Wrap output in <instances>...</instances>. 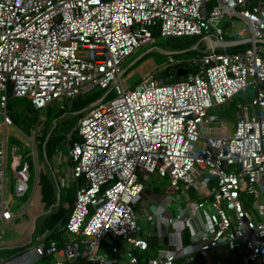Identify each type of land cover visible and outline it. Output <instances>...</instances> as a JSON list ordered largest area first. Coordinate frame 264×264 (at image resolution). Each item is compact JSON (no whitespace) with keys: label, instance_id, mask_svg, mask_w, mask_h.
I'll return each mask as SVG.
<instances>
[{"label":"built area","instance_id":"2783aa9c","mask_svg":"<svg viewBox=\"0 0 264 264\" xmlns=\"http://www.w3.org/2000/svg\"><path fill=\"white\" fill-rule=\"evenodd\" d=\"M224 18L231 23L227 37L220 25ZM234 19L242 25L235 26ZM155 35L252 42L241 50L209 48L192 57L169 56L134 87L88 106L78 119L76 139L72 133L68 137L67 153L57 147L52 156L60 184L70 180L76 185L62 242L46 243L45 230L32 249L39 257L63 258L53 264H174L179 257L187 262L199 257L203 264H264V58L254 42L264 38L262 0H0L3 125L12 123L6 112L9 95L28 99L39 112L55 103L62 112L95 87L110 91L119 81L122 62L153 43ZM171 67L186 73L167 82ZM165 69L167 77H158ZM249 87L254 95L248 104ZM240 93L241 114L228 131L209 111ZM37 129L40 139L32 142V159L35 142L43 149L45 127L40 123ZM12 152L18 160L12 170L19 192L28 186L29 168L15 147ZM6 157L3 128L2 226L13 219L4 200ZM149 177L165 178L168 194L156 210L139 217L134 208ZM202 180L201 197L213 209L206 221L199 212L202 203L188 201L174 215L167 214L169 202L186 197ZM244 195L253 198L259 218L245 208ZM180 224L191 231L187 245L176 232ZM149 240L163 247L143 258L139 254ZM221 246L233 256L230 263L211 259ZM241 250L245 254L236 262Z\"/></svg>","mask_w":264,"mask_h":264},{"label":"rangeland","instance_id":"374dc122","mask_svg":"<svg viewBox=\"0 0 264 264\" xmlns=\"http://www.w3.org/2000/svg\"><path fill=\"white\" fill-rule=\"evenodd\" d=\"M234 24H235V26L239 27L242 25V21H240L238 19H234ZM220 25H221L223 32H224L223 37H227L228 36L227 34L229 33L230 28H231V23H230L229 19L224 18ZM154 38L155 39H154L153 43L147 44L146 46L139 48L134 54L127 57L122 62L121 66H120V71L121 70H125V71L120 75L119 81L116 83V85L112 86V89L110 91L108 90L109 88L101 89L99 87H95V88L91 89L90 91L84 93L81 96L80 100L81 99L87 100V99H91V98H95V97H97V99H98L107 91H108V93L104 99L108 100V99L112 98L113 96L119 94L121 92V88L129 89L131 87H134L143 78L144 75H146L148 72L153 70L156 66H161V65L165 64L168 61L169 56H172L173 58L192 57V56L196 55L197 53H200V52L205 50L204 49V43L200 41L201 40L200 36H189V37H179V38H162L158 35H155ZM258 46L260 48V54L264 58V45L258 44ZM245 47H247V46H245ZM245 47L238 48L237 50H241ZM149 48H152V50L150 52H147V50ZM168 50H186V51L183 52L182 54H178V55L174 56V55H167L165 52H167ZM191 51H192V53H190ZM143 53H144V55L140 59H138L133 65L129 66L130 62H132L135 58H137L139 55H141ZM178 69L179 68L171 67L169 69L170 76L165 78V80L167 82H172V81H176V80L181 79L182 75L177 74ZM253 95H254V92L249 87L247 90V95H246V98H247L246 103H248V104L250 103V100L253 97ZM17 100H20V98H11L9 95L8 102L14 103ZM77 101H75L74 103H76ZM238 102H243L242 93L234 96L226 104H223L220 106H214L209 112L212 114H215V115L217 114V116L220 119L222 117V118H225L226 120H228L226 122V125L231 127L230 130L233 131L234 126H235V121L237 119L236 113H237V111H239V108L237 107ZM51 106H52V108H51ZM51 106H49L51 108L50 112L48 109L42 110L41 112L37 111V118H38L39 123L42 122L39 119V117H41V118L43 117L45 119H52L54 111L58 110V104L55 103ZM72 108H73L72 106L69 107L67 105L66 109L64 111H62V114L60 115V119L58 120V127L56 130V135H58L57 142H58L59 150L64 154L67 153L66 142L68 140V137L70 136L72 131L76 128L78 119L81 118L85 113L84 111L80 112L78 115V116H80L79 118L76 115H75V117L71 116L70 112L73 110ZM6 112H7V110H6ZM47 113H49V114H47ZM7 116H8V113H7ZM3 119H4V116L2 113H0V140L2 139L3 128L5 129V133L8 132L7 138H9L10 136L12 137V133L15 132V130H14L15 127L12 126L13 124L11 122H9V123H11L12 125L11 124H8L5 126L3 125ZM8 119H9V117H8ZM44 125L46 126V124H44ZM69 125H72V127H69ZM36 126H37V124H36ZM36 126H35V128L34 127L32 128L31 133L25 139L21 138L20 137L21 135H18L22 139L24 144H22V143L14 144L15 145L14 147L21 153L22 157L24 158L23 159V160H25L24 162L27 161L30 165V168H29L30 181L28 182V186L25 190L16 192V189H14L15 178H14V172L10 166L11 157H10V152H9V148H11V146H7V157L5 158V166H4V170H5L4 194H5V196H7L9 193H11V194L14 193V195H15V197L13 195V198L15 200L14 204L16 206L10 208L8 211H9V216L11 217V215H12L14 217L13 219L14 220L16 219V221H15V224H12L11 226L6 227L5 228L6 231H13V230H16L19 227H21V226H18V224H22V221L20 219H22L25 216L23 214L22 208L27 201L29 190L31 192L32 185L34 183V176H35L34 170H33L34 166L32 167L31 163H30L32 161V156H30L31 147H32V142H33L34 138H35V140L40 139L37 136L38 135V133H37L38 127H36ZM7 145H8V143H7ZM35 148L37 149V153L39 152V154H40L41 153V146L39 143L35 142ZM23 149L25 151H23ZM28 155L30 156L29 158H28ZM36 155H38V154H36ZM36 158H38V157L36 156ZM36 158H35V160H36ZM51 165L53 166V168L55 167V163L52 160H51ZM45 174L47 176L48 181L50 180L51 182H54V179L49 176L50 171H49V168L47 166L45 167ZM61 174L64 175V171L62 170V168H61ZM200 180H201V178H200ZM144 182L148 186V189L153 191L154 194H157V195L168 194V191L166 189L168 181L165 178L155 179L153 177H149L148 179H145ZM189 192L190 193L194 192L195 195L198 196L199 190L190 189ZM75 194H76V185L73 184L72 181H70V180L67 181L66 186H63L60 188L59 203L65 206L66 211L70 207V205L73 203V201L75 199ZM170 194L173 197H175L174 193H170ZM153 196H155V195H153ZM197 201H199V200L198 199L194 200V198L192 199L193 204H197ZM253 203H254V200L252 198H249V200H247V202H246L247 209H248V212L250 213L251 217L256 218L254 216V214L256 215V211L252 209ZM176 205H177V203L173 202L169 209L174 211V208ZM147 208H148V203L144 202L140 207H139V205L135 206L134 210L138 214L139 217H143L145 215L144 214L145 211H149ZM89 209L91 210L90 207H89ZM201 210L208 213V214L212 212L213 209L211 207L209 199L203 204V207L201 208ZM1 219L2 218H0V225L2 223H4V221ZM13 219H11V221ZM140 221H144V219H140ZM58 229L60 230V228H58ZM62 234L64 235L63 231H62Z\"/></svg>","mask_w":264,"mask_h":264},{"label":"crops","instance_id":"0c3cea01","mask_svg":"<svg viewBox=\"0 0 264 264\" xmlns=\"http://www.w3.org/2000/svg\"><path fill=\"white\" fill-rule=\"evenodd\" d=\"M74 104L75 103L73 102L72 107L74 106ZM47 109L50 112V109L51 108L49 107ZM252 112H253V109L249 110V113L250 114H252ZM47 114H49V113H47ZM240 114H241V112L240 111H237V113H236L237 118H238V116ZM35 115H36V117H35V123L31 127L30 132L28 134L24 133L20 128H18L14 124L12 125V126L15 127L14 130H15L16 133L13 132L12 133V137L11 136L9 137L10 139L7 138L8 132L5 133L6 139H7V143H8L7 146H11V148H12V146L13 147L15 146L14 144H20V143L24 144L21 138H24L25 139L31 133L32 128L33 127L35 128L36 124H37L36 127H39V124L40 123H39L38 118H37V112H36ZM59 119L55 120L54 122L58 123V120ZM221 119L224 121V124L226 126L225 128L228 131H231L230 130L231 127H229V126L226 125V122L228 120H226L225 118H222V117H221ZM47 121H48V119H45L43 122H41V125L43 127L45 126L44 124H46V126H45V133L48 131V128L50 127V125H47ZM236 121H237V119H236ZM236 121H235V123H236ZM51 127H52V125H51ZM56 130L57 129H55L53 131V134L58 137V135H56ZM45 133H44V136H45ZM49 133H50V131H49ZM18 135H21L20 136L21 138ZM41 140H42V143H43V146H44V144L46 143L47 137L44 138V139H41ZM56 141H57V139H56ZM66 145H67V148H68V146L70 145V140L69 139L67 140ZM57 147L59 148L58 142H57V145H56L55 149ZM11 148H9V152H10V157H11L10 166H11V169H12L13 166L14 167L17 166V161L18 160H17V158L15 156L16 155L15 154L16 152L15 153L12 152V154H11ZM24 149H23V151H25ZM55 149H54V151H55ZM42 150L43 149H41V153L39 154V152L37 153V149H36V154H38L37 155L38 158H36V160L35 159H32V161L30 162L31 163V166L32 167L34 166L33 167V170H34V175L35 176H34V183L32 185L31 192L29 190V194H28V197H27V201H26L25 205L22 208L23 214L25 216L22 219H20L22 221V224H18V226H21V227H19L16 230H13V231H6L5 230L6 227H9L12 224H15L16 219L15 220L13 219L9 224H7L5 226H2L3 223L0 225V226H2V232H3V233H1L2 235L0 237V264H53L56 259H60V260L63 259L59 254L58 255L57 254L56 255H51V256H48V257H39L34 252V250L32 249V245L35 242V238H36V236L38 234L34 237L33 243L30 244V245H27L25 247V245L27 243H29L30 240H31L29 238V236L25 237L24 235H25V231L29 227L27 225V220L29 218L28 208H29V206L32 203L31 201H32L34 195L36 194V189H37L38 173H37V169L36 168H37V165H39L42 162H44L43 157H42ZM19 154H21V153L19 152ZM52 156H53V154H52ZM52 156H51V160H52ZM29 157L30 156H28V158ZM51 160H50V162H51ZM27 164H28V168H30V165H29L28 162H27ZM64 164H66V162ZM48 168H49V171H50L49 176L54 179V182H52V184H53L54 189H55V192H56V201L51 206L52 208H54V207H56L57 205L60 204L59 203V199H60V188L63 187V185L60 184L59 180L57 179V176L53 172V169H54L53 166L50 165V167H48ZM29 174H30V171H29ZM153 178L159 179V178H156V177H153ZM29 181H30V177H29ZM204 181L205 180L199 181L196 188L195 187L190 188V189H193V190H199L198 196H196L194 192L193 193H190L189 192L190 189H189L188 192H187L188 195L186 197L185 196H182L179 199H176V200L171 201V203L169 202L168 209H167L168 210L167 211V214L174 215L177 212V209L184 207L187 204L188 201H190V203H193L192 202V199L194 198V200L195 199H198L199 200V201H197V203H202V206L199 207V212L201 213L202 219L204 221H206L207 216L210 213L208 214V213H206V212H204V211L201 210V208L203 207V204L208 200V199H202V197H201V196H203L202 193H203L204 187H205V184H203ZM13 195H14V193H12V194L9 193L7 196H5V194H4V200H6V201L8 200L9 201V204L11 205V208L16 206L14 204L15 203V200L13 198ZM153 195H155V196H153ZM163 196H164V194H162V195L154 194L153 191L149 190L148 189V186L146 185V187H145V189H144V191L142 193V196H141V201H140V203L138 205L140 207L144 202L148 203V208L147 209L149 211H145V214L146 213H151L152 210H156L158 208L159 201L162 199ZM14 197H15V195H14ZM249 198H251V197H249L248 195H246V196L244 195L243 196V204H244V206H245L246 209H247L246 202H247V200H249ZM173 202H176L177 203V205L174 208V211L171 210V209H169L170 206H171V204ZM61 206L63 208H65L64 205L61 204ZM51 207H49V209ZM66 214H67V212H66ZM254 216L256 218H259L257 216V213H256V215L254 214ZM1 220H3V219H1ZM168 229L171 230V231L174 230V228L170 224L168 225ZM175 229H176L177 234H179V239H180L181 244L182 245H187L189 243V241H190L189 240V236H190V233H191L189 227L186 224H180V225L176 226ZM46 230H48V229H46ZM62 231H63V228H60V231H59V235L58 236H55V237H52V238L47 237L46 243L50 239H54V240L58 241L59 243H61L62 242V236H63ZM154 231H155V228H153V227H151V229L149 230V232H154ZM42 233H39V235L42 234ZM16 236L18 237L17 240L15 239ZM175 240H176V238H175ZM163 241H164V245H167L168 244V238L164 237V239H162V242ZM148 242H149V245H148L147 250L146 251H143V252H141L139 254L140 256L141 255H144L143 258L155 256L157 254V252H158V249H160V248L163 247L162 245H159L155 240H149ZM238 253L239 254L237 256H235L236 262H239L241 260V257H243L244 254H245L244 250H241ZM211 259L212 260H219V261H224V262H229L230 263L233 260V256H231V254L229 253V251L226 249L225 246H221L220 248H218L217 250H215L213 252V254L211 256ZM202 262H203V260L201 258H199V257H195L194 260H191L189 262L185 261L184 258H180L179 257V258H177L175 260V263L174 264H203ZM89 264H96V263H89Z\"/></svg>","mask_w":264,"mask_h":264},{"label":"trees","instance_id":"16d2710c","mask_svg":"<svg viewBox=\"0 0 264 264\" xmlns=\"http://www.w3.org/2000/svg\"><path fill=\"white\" fill-rule=\"evenodd\" d=\"M264 3V0H262ZM246 45L228 48L229 51H235L238 48L245 47ZM186 47V46H185ZM192 53V51L190 52ZM201 53V52H200ZM97 99H79L73 106V110L70 112L71 116H78L90 103ZM52 108V107H51ZM36 110L33 108L31 102L22 98L20 100L13 102H8L7 113L11 122L20 128L24 133L28 134L31 127L35 123ZM61 112L58 110L54 111L52 119H48L47 125H50L48 131L45 133L44 138L47 137L46 143L43 146L42 157L44 162L37 165L38 182L36 194L32 199V203L28 208L29 218L27 220L28 229L25 231V237L29 236L31 239L29 243L25 245H30L34 241V237L39 233H42L48 229L47 237L52 238L59 235V227L63 228L64 222L66 220V209L61 206V204L52 208V204L56 201V192L52 182L47 180L45 174V167H50L51 156L57 145V136L53 134V131L57 129L58 123L54 122L59 119ZM80 116H78L79 118ZM52 125V127H51ZM72 127V125H69ZM50 131V133H49ZM77 133L75 130L72 131V140L76 139ZM49 207H51L49 209ZM17 240L18 237L16 236Z\"/></svg>","mask_w":264,"mask_h":264},{"label":"water","instance_id":"95a60500","mask_svg":"<svg viewBox=\"0 0 264 264\" xmlns=\"http://www.w3.org/2000/svg\"><path fill=\"white\" fill-rule=\"evenodd\" d=\"M252 42L251 38H245V39H236V40H219L218 38H211L209 36H206L204 38V49L207 50L209 48H213V49H221V48H232V47H238V46H242L245 44H248ZM255 43L258 44H263L264 45V38L262 39H255L254 40ZM152 50V48H149L147 50V52H150ZM186 50H168L167 52H165L167 55H178V54H182L183 52H185ZM144 55L141 54L139 55L137 58H135L132 62H130L129 66L133 65L138 59H140L142 56ZM128 66V67H129ZM127 69V68H126ZM125 70H121L119 72V76L124 72ZM186 73V69L183 68H179L177 71V74L179 75H184ZM168 75V71L167 69L158 72L157 76L160 78H164L167 77ZM108 91L105 92L100 98H98L97 100H95L94 102H92L90 105H94L96 103H98L99 101L103 100L105 98V96L107 95Z\"/></svg>","mask_w":264,"mask_h":264},{"label":"clouds","instance_id":"9594fccd","mask_svg":"<svg viewBox=\"0 0 264 264\" xmlns=\"http://www.w3.org/2000/svg\"><path fill=\"white\" fill-rule=\"evenodd\" d=\"M96 100H97V99H96ZM88 106H90V105H88ZM88 106H87V107H88ZM87 107H86V108H87ZM86 108H85V109H86ZM85 109H84V110H85ZM84 110H83V111H84ZM59 112H61V111H59ZM61 113H62V112H61ZM74 130H75V129H74ZM75 132H76V131H75Z\"/></svg>","mask_w":264,"mask_h":264}]
</instances>
